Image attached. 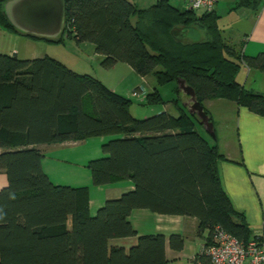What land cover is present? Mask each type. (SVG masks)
Listing matches in <instances>:
<instances>
[{
  "label": "trees",
  "instance_id": "16d2710c",
  "mask_svg": "<svg viewBox=\"0 0 264 264\" xmlns=\"http://www.w3.org/2000/svg\"><path fill=\"white\" fill-rule=\"evenodd\" d=\"M7 1L0 0V25L8 31L50 42L66 34L92 44L104 68L123 62L141 77L153 76L156 86L183 78L203 110L206 99L223 98L264 115V93L237 80L242 64L264 72V52L248 56L226 42L214 10L197 14L170 0L141 8L130 0H64L62 31L45 38L17 30L3 11ZM192 25L204 29L206 38L181 39L180 28ZM175 89L177 114L137 118L129 112V98L89 73L47 54L19 58L0 52V171L7 180L0 189V264L164 263L165 236H137L127 219L139 208L198 219V231H208L205 245L214 226L239 241L257 237L220 182L217 162L225 157L216 135L210 140L201 133ZM144 101L167 102L158 88ZM99 135L117 136L102 145L103 156L88 161L93 183L129 178L134 188L90 216L87 188L52 184L40 146ZM128 238H134L128 246L115 242ZM168 243L177 250L183 239L171 235Z\"/></svg>",
  "mask_w": 264,
  "mask_h": 264
},
{
  "label": "crops",
  "instance_id": "0c3cea01",
  "mask_svg": "<svg viewBox=\"0 0 264 264\" xmlns=\"http://www.w3.org/2000/svg\"><path fill=\"white\" fill-rule=\"evenodd\" d=\"M130 1L139 8L143 6L137 4L138 1L143 2V0ZM241 1L219 0L213 10L218 15L217 25H219L218 21L224 12L228 13L233 9V12L237 15L235 29L226 33L224 27L219 25L222 36L234 48L241 49L246 55L252 56L264 52V0H256V2L249 0L247 5L240 3ZM196 12L200 14L202 10ZM195 26L199 27L197 25L191 27ZM199 29L201 31L196 28H180L179 37L186 42H191L192 35L203 40L206 38L205 30L200 27ZM77 44L82 45L85 50H90L94 56L97 55L100 63L102 56L94 51L92 44L88 42ZM6 49L1 48L0 52L19 54L15 49L9 50L7 47ZM22 54V58L36 57L30 55L25 49ZM46 54H50L49 56L58 61L60 60L68 68L80 72L74 65L70 66L64 58L57 57L51 52H45L41 56ZM130 70L131 72L128 75L134 76L135 74L138 78L133 80L132 85L124 90H119L117 86L107 85L106 81L97 75L94 77L130 100L133 97L136 98L142 95L139 100L145 102L141 98L148 91L143 88L141 82L145 83L146 78L137 75L131 67ZM238 72L237 80L240 84L252 91L264 93V72L256 68H248L244 64L240 66ZM133 90L138 91L136 96H132ZM183 101L185 100L181 99V102ZM203 106L211 115V119L214 114L218 118L221 117L220 120H222L219 123V129H214V134L216 135V146H218L220 154L222 153L225 157L217 162V170L224 191L229 196L234 209L241 212L245 217L252 235L261 236L264 234V115L253 113L245 106H238L235 101L223 98L206 99ZM160 111L168 112V110L158 107L141 113L144 116H149L158 114ZM174 111L170 112L177 114V111ZM129 112L130 114L133 113ZM134 113H136V110ZM201 133L204 134L205 132ZM204 135L207 139L210 136L206 133ZM115 136L117 135H99L87 137L84 140L64 141L63 143L40 146L41 166L52 184L87 188L90 216L95 215L106 200L114 199V197H118L127 190L134 188L129 178L115 179L109 183L96 185L92 181L89 168H87L88 161L98 159L104 155L101 151L102 145ZM210 138V140H213V137L210 136ZM0 151H2L1 148ZM6 184V175L3 171H0V189L5 187ZM127 219L137 236L152 234L165 236L164 257L166 261L161 264H209L208 257L202 252L208 231L207 229L198 231V219L179 214H160L145 208L132 209ZM176 234L183 239V246L177 250L173 249L168 243V238ZM133 241L134 238H128L117 239L115 242H121L128 246Z\"/></svg>",
  "mask_w": 264,
  "mask_h": 264
},
{
  "label": "rangeland",
  "instance_id": "374dc122",
  "mask_svg": "<svg viewBox=\"0 0 264 264\" xmlns=\"http://www.w3.org/2000/svg\"><path fill=\"white\" fill-rule=\"evenodd\" d=\"M153 2L154 0H143V2L138 1L137 4H140L139 6L143 5L142 7H148L152 5ZM170 2L180 9L186 8L184 2L180 0H170ZM236 18V13L233 12V9H231L230 11H228V13L224 12L220 20L218 21V24L221 27H224V30L227 33L228 31H232L233 29H235ZM190 28H196L200 30L199 27L196 26ZM0 30V47L3 49H6L7 47L9 50H17L19 52V54L17 55L19 58H22L21 56L23 55L22 53L24 49L28 51L30 55H33V57L41 56L45 52H51L57 55V57L64 58V60H66L70 66L74 65V67L78 68L79 70H77L80 71L78 73L83 74L84 72H87L92 74L93 76L97 75L98 77H101L102 80L106 81L107 85L109 84V86H117L119 90L127 89L129 85H132L133 80L138 78L135 74L134 76L128 75L131 72L130 66L123 62H118L115 67H110L108 69L102 67L99 63V57L97 55L94 56V54L91 53L90 50H85L82 45L77 44L76 41H74L72 38L67 37L66 34H63L61 41L50 42L43 39L30 38L23 34L19 35L11 30L8 31L4 29V27H2L1 25ZM233 35H235V33H233ZM144 77L146 78L145 83L141 82L143 88L148 92L152 91L154 88H158L161 98L167 102L158 105H148L145 102H140L139 98L142 95L136 98L133 97L131 98V103L129 105V111L133 112V117L135 116L137 118H145L146 116H144L141 112L158 107L166 109L168 110V112H175L174 110L176 109L171 100L176 97L175 88L177 83L169 82L168 84L156 86L153 76L146 75ZM180 96L181 99L187 101L186 95L182 93ZM142 99H145V95L143 96V98H141V100ZM180 105H182V102ZM135 110L136 113H134ZM220 119L221 117L218 118L216 115H212L211 121L214 123V129L216 128V130L219 129V123L220 121H222ZM200 131L204 133L201 128Z\"/></svg>",
  "mask_w": 264,
  "mask_h": 264
},
{
  "label": "water",
  "instance_id": "95a60500",
  "mask_svg": "<svg viewBox=\"0 0 264 264\" xmlns=\"http://www.w3.org/2000/svg\"><path fill=\"white\" fill-rule=\"evenodd\" d=\"M64 9V0H8L3 11L7 20L20 32L55 38L62 31ZM176 83L179 91L187 96V101L182 102L187 111L197 117L207 134L215 137L213 122L195 98L194 89L183 78L177 79Z\"/></svg>",
  "mask_w": 264,
  "mask_h": 264
},
{
  "label": "built area",
  "instance_id": "2783aa9c",
  "mask_svg": "<svg viewBox=\"0 0 264 264\" xmlns=\"http://www.w3.org/2000/svg\"><path fill=\"white\" fill-rule=\"evenodd\" d=\"M187 9L212 11L219 0H181ZM132 96L138 94L133 90ZM209 244L202 252L210 259V264H264V234L251 237L247 242L239 241L227 230L213 227Z\"/></svg>",
  "mask_w": 264,
  "mask_h": 264
}]
</instances>
